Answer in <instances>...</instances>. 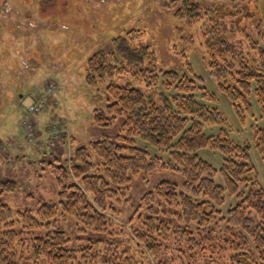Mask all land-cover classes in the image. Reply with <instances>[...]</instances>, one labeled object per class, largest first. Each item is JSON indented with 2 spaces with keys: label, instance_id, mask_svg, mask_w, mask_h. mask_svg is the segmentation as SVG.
Segmentation results:
<instances>
[{
  "label": "rangeland",
  "instance_id": "obj_1",
  "mask_svg": "<svg viewBox=\"0 0 264 264\" xmlns=\"http://www.w3.org/2000/svg\"><path fill=\"white\" fill-rule=\"evenodd\" d=\"M167 1L0 0V199L11 207L13 229L21 234L16 239L20 242L18 250L25 249L26 252L32 239L45 236L49 230L60 229L65 232L70 249L79 251L91 244L96 254L93 256L95 264H115V253L121 264H156V259L134 231L140 221V200L163 181L182 187L185 179L181 171L166 166L152 173H140L126 186H113L119 189L118 194L108 199L114 211L109 207L105 211L112 225H104L100 231L89 229L94 224L90 219L85 220L88 225L62 209L46 221L42 220L39 211L43 205L59 201L61 184L57 166H68L81 146L104 137L114 139L121 133V117L110 126L94 123L95 109L105 108L109 103L105 90L107 81L102 79L98 88L90 86L86 69L94 52L115 51L114 38L127 30L141 33L137 44L150 47L154 54L151 68L188 74L190 65L202 78L200 84L215 95V101L210 105L220 109L227 118L228 123L223 129L228 137L236 143L249 144L255 174L259 185L264 187V159L254 141V128H264L260 105L254 97L252 114L244 118L238 115L210 73L206 48V39L208 37L209 41L211 32L220 36L222 32L231 36L236 34L245 42L259 39L256 19L252 17L239 23L227 15L236 11L235 6L240 0H199L206 14L192 21L177 16L175 8L165 6ZM249 2L255 15L264 17V0ZM245 15L250 16L249 13ZM223 23L227 24V32L222 29ZM237 25L238 29L232 32ZM128 76L119 77L116 82L127 84ZM132 84L141 88L145 85L144 82ZM38 101L42 103L41 110L31 111V106ZM221 130L218 124L204 127L209 135ZM47 140L55 142L52 149L50 144L46 145ZM137 145L162 155L138 138ZM198 154L217 168L215 180L224 184L220 171L223 164L221 151L205 147ZM162 157L164 161L169 159L166 154ZM95 160L99 158L95 157ZM67 169L69 175L64 178V184L78 181L71 168L68 166ZM247 190V187L241 188L242 197ZM239 197V193L225 192L223 201L216 205L221 210L220 215L235 206ZM89 198L95 202L92 193ZM27 210L39 220L40 228L23 227V217L18 213L26 214ZM224 224L218 223L223 228ZM96 226L101 229L100 223ZM3 229L1 224L0 230ZM193 250H197V259L191 264H236L229 258V249L215 254L200 247ZM126 251L130 256L123 254ZM34 264L47 262L39 260Z\"/></svg>",
  "mask_w": 264,
  "mask_h": 264
},
{
  "label": "trees",
  "instance_id": "obj_2",
  "mask_svg": "<svg viewBox=\"0 0 264 264\" xmlns=\"http://www.w3.org/2000/svg\"><path fill=\"white\" fill-rule=\"evenodd\" d=\"M250 5L249 0H240L236 11L227 15L239 23L254 17L260 28L259 39L245 42L236 34L223 32L222 36L207 33L210 42L206 39L210 73L242 118L252 114L254 97L264 117V17L257 13L259 17L256 16ZM165 6L175 8L177 16L190 21L205 13L199 0H168ZM223 24L222 29L227 32V24ZM140 35L134 29L127 30L114 38L115 51L98 50L89 57L86 69L89 85L98 88L101 80L106 79L109 96L105 108L95 109L94 123L110 126L121 117V133L114 139L93 140L75 151L68 166L78 181L64 184L68 166L56 167L61 184L59 201L41 207L42 220L55 217L62 209L80 221H93L89 229L103 230L104 225H112L105 211L108 207L114 211L108 199L118 194L119 189L113 186H126L140 173H152L167 166L183 173L182 187L163 181L155 190L145 193L140 200L139 226L134 228L156 264H191L197 259V250H193L197 247L211 254L229 249V258L236 264H264V187L259 185L255 174L249 144L236 143L228 137L223 129L228 123L226 116L210 105L215 95L200 84L202 78L190 65L191 76L151 68L154 54L148 45L137 44ZM125 75H129V83L118 84L116 80ZM132 82H144V88ZM214 124L222 130L206 134L204 127ZM137 138L169 159L164 161L162 155L138 146ZM254 141L264 159L263 127L254 128ZM205 147L223 154L220 171L224 184L215 180L217 168L198 154ZM242 187L248 188L243 197ZM225 192L239 193L241 197L221 216L216 205L223 201ZM89 193L94 195L95 202L90 200ZM167 207L175 210L170 212ZM18 216L23 217L25 229L42 226L30 210ZM219 221L225 223L224 228L218 225ZM96 223L101 224V229ZM1 224L4 229L0 230V264H34L39 260L47 264H95L93 246L79 251L68 248L65 232L60 229L32 239L26 252L18 250L20 242L16 239L21 234L13 229L11 207L0 199ZM123 254L130 256L129 251ZM117 255L113 256V263L121 264Z\"/></svg>",
  "mask_w": 264,
  "mask_h": 264
},
{
  "label": "built area",
  "instance_id": "obj_3",
  "mask_svg": "<svg viewBox=\"0 0 264 264\" xmlns=\"http://www.w3.org/2000/svg\"><path fill=\"white\" fill-rule=\"evenodd\" d=\"M39 109V105H36V106H32V108H31V110H38ZM52 142V140L50 141H48V143H47V145L48 144H50V149H52V146H54L55 145V142L53 141V143H51Z\"/></svg>",
  "mask_w": 264,
  "mask_h": 264
},
{
  "label": "crops",
  "instance_id": "obj_4",
  "mask_svg": "<svg viewBox=\"0 0 264 264\" xmlns=\"http://www.w3.org/2000/svg\"><path fill=\"white\" fill-rule=\"evenodd\" d=\"M23 97L20 98V100L22 99Z\"/></svg>",
  "mask_w": 264,
  "mask_h": 264
}]
</instances>
